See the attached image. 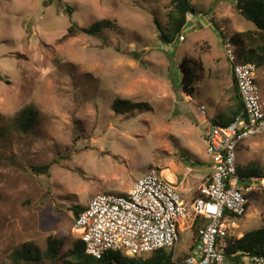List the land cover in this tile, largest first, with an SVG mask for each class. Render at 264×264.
<instances>
[{"label": "rangeland", "instance_id": "rangeland-1", "mask_svg": "<svg viewBox=\"0 0 264 264\" xmlns=\"http://www.w3.org/2000/svg\"><path fill=\"white\" fill-rule=\"evenodd\" d=\"M237 1L192 0L197 14L167 44L156 19L168 28L172 0H0V264H27L10 255L29 243L46 251L50 236L64 240L61 253L35 264H64L80 239L73 207L127 193L151 169H171L184 197L198 193L211 173L210 122L235 108L224 38L257 29ZM102 20L96 34L80 29ZM184 58L197 70L191 93ZM258 81L264 102V63ZM25 108L37 113L28 131L17 128ZM238 164L264 176V132ZM43 165L49 173L34 170ZM263 222L258 187L239 225L245 234ZM195 228L181 230L179 256L194 250Z\"/></svg>", "mask_w": 264, "mask_h": 264}, {"label": "built area", "instance_id": "built-area-1", "mask_svg": "<svg viewBox=\"0 0 264 264\" xmlns=\"http://www.w3.org/2000/svg\"><path fill=\"white\" fill-rule=\"evenodd\" d=\"M223 47L244 107L229 125L210 122L205 138L211 157L208 181L193 200H187L162 171L151 169L127 193L96 194L74 220L87 253L101 259L115 252L127 259L166 249L172 252L170 264H264L260 255L238 263L228 251L243 235L239 219L248 212L249 194L264 188V176L244 177L238 164L241 146L264 132V102L258 62L241 57L232 37L224 38ZM199 110L207 115L205 105ZM197 221L198 245L179 256L181 230H191Z\"/></svg>", "mask_w": 264, "mask_h": 264}, {"label": "trees", "instance_id": "trees-1", "mask_svg": "<svg viewBox=\"0 0 264 264\" xmlns=\"http://www.w3.org/2000/svg\"><path fill=\"white\" fill-rule=\"evenodd\" d=\"M173 9L170 12V22L168 28L164 30L156 19L160 32L162 33L163 40L167 44H172L178 40L182 35L184 27L188 24L189 14H197V8L192 3V0H172ZM237 8L243 16L249 21L253 22L257 29L248 31H238L232 35L233 42L238 47V52L241 57L246 60L257 61L259 67L264 63V44H260V39L264 43V0H238ZM108 22L102 20L96 23L91 28L81 27L83 32L96 34L99 26H107ZM75 26H72L68 32H73ZM196 68L193 67L189 60L184 58L179 73L181 74L182 84L181 88L191 93L194 89L196 82ZM178 73V74H179ZM235 85V108L230 114H224L219 120H214V123L229 125L235 120V117L240 113L244 107V102L239 92L237 83L234 78ZM120 103L135 107L140 103H134L129 100L121 101ZM37 113L33 108H25L21 111L17 118V128L23 131H28L36 122ZM50 166H36L35 171L49 173ZM239 170L242 176H261L259 170L254 168H241ZM251 194H249V197ZM75 218L78 217L84 210L85 206L76 205L73 207ZM198 221L194 225L196 227L195 233L197 235ZM198 237V236H197ZM196 237V243L192 246V250L198 245L199 238ZM64 240L55 236H50L48 239V247L46 251H41L37 246L24 244L16 248L10 258L13 263L35 264L44 258L54 260L61 253ZM229 254L231 259L238 263H244V257L260 255L264 256V223L263 225L254 230H250L243 234L241 237L235 238L229 246ZM235 254V256H232ZM172 252L166 249L154 251L150 255L138 258L125 259L115 252L106 254L103 258L99 259L86 252V247L81 239L75 241L71 250L65 254L64 264H113L115 260L123 261L126 264H170Z\"/></svg>", "mask_w": 264, "mask_h": 264}, {"label": "crops", "instance_id": "crops-1", "mask_svg": "<svg viewBox=\"0 0 264 264\" xmlns=\"http://www.w3.org/2000/svg\"><path fill=\"white\" fill-rule=\"evenodd\" d=\"M234 90H235V85H234ZM231 94H232V93H231ZM232 95H233V97H234L235 93H233ZM201 105H204V104H201ZM205 106H206V105H205ZM217 116H218V115H217ZM221 116H224V113H220V115L218 116V118L215 119V120H219V118H220ZM215 118H216V117H215ZM167 170H168L169 173H167ZM160 171H162L164 177H166L169 181H171L172 183H175V184L177 185V187L179 186L177 176H176V174H175L174 172L171 171V169L165 168L164 170H160ZM210 175H211V173L208 174L207 178H206V179H205L200 185H202L203 183L207 182L208 179H209V177H210ZM186 176H188V174H186ZM200 185H199V187H200ZM199 187H198V193H197V192L194 193V190H193V191L191 190L192 192H191L190 196L187 197V198L185 197V198H186L187 200H193V199L199 194ZM131 189H132V188H131ZM131 189H130V190H131ZM130 190H128L127 192H129ZM125 193H126V192H125ZM263 223H264V222H263Z\"/></svg>", "mask_w": 264, "mask_h": 264}]
</instances>
